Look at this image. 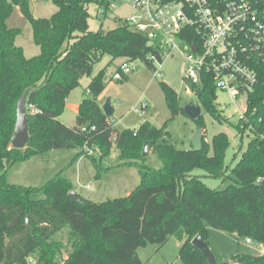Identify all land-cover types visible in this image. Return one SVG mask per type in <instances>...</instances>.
I'll list each match as a JSON object with an SVG mask.
<instances>
[{"label":"trees","instance_id":"1","mask_svg":"<svg viewBox=\"0 0 264 264\" xmlns=\"http://www.w3.org/2000/svg\"><path fill=\"white\" fill-rule=\"evenodd\" d=\"M51 1L57 11L51 17H35L30 0H0V264H31L35 255L39 264H145L139 248L156 244L159 250L171 237L180 241L179 256L187 264H210L192 243L197 235L208 242L206 223L264 245V62L254 63L261 78L237 125L242 136L248 130L252 136L231 169L234 182L213 189L192 172L200 168L223 178L229 169L225 160L228 134L220 132L210 143L204 133L203 147L196 150L176 148L165 139L169 136L165 126L147 120L138 129L119 131L99 101L107 87V68L86 87L76 124L69 126L60 120L67 96L83 77L92 76L95 63L104 55H110L112 61H142L154 71L157 67L151 56L160 63L165 58L157 44L127 24L92 30L90 5L98 0ZM100 2L108 7L107 0ZM16 6L33 27V40L40 47L35 56L27 57L16 44L22 29L7 24ZM161 86L173 114L186 113L178 107V92L166 82ZM27 91L30 139L19 149L12 146V136L17 103ZM216 95L212 81H206L198 101L220 119ZM195 121L204 132L202 115ZM88 123L90 127L83 129ZM145 143L162 162L160 167L147 163L149 156L142 154ZM86 144L99 147L101 156L108 155L116 144L120 164L138 167L140 184L126 196L99 202L79 194L85 202L77 203L68 196L73 185L64 172L41 187L7 179L14 164L52 150H77L79 156L93 158L85 154ZM65 227L70 228L73 239L68 257L59 263L57 251L63 246L54 236ZM231 260L264 264V255L235 254Z\"/></svg>","mask_w":264,"mask_h":264},{"label":"rangeland","instance_id":"2","mask_svg":"<svg viewBox=\"0 0 264 264\" xmlns=\"http://www.w3.org/2000/svg\"><path fill=\"white\" fill-rule=\"evenodd\" d=\"M30 5L35 17H51L58 9L51 0H30ZM96 8L95 3L90 5L89 23L92 30L112 29L123 24V20L128 15L136 13L129 5L122 4L108 12L102 24V17H98ZM168 10L173 13L178 11L174 6H170ZM7 24L22 29L21 34L17 36L16 44L24 46L28 56L32 54L33 48L38 49V45L33 40V27L20 7L14 8L13 13L7 19ZM122 63L123 59L112 61L110 55H104L100 61L95 63L92 76L83 77L80 85L67 96L64 114L60 116V120L69 126L76 124L78 109L85 97L86 87L93 76L107 68V87L101 99L106 101L107 98H111L115 109L111 118L119 131L138 129L142 122L147 120L157 127L165 126V130L169 132V136L165 139L176 148L193 149V136L199 127L197 122L187 113L179 111L173 114L161 86L162 82H166L178 92L179 108L198 101V96L186 78L188 62L180 50L174 49L162 64L156 62L158 69L161 65L162 76L156 75L157 72L144 62L136 61L135 64L138 66L128 74V79H115L114 73ZM217 94L218 100L214 103L219 110H222L223 119L214 118L208 109L202 106V117L206 125L204 133L206 140L210 143L214 135L220 132L228 134L230 145L225 160L229 169L223 178L210 176L200 168L195 169L192 174L199 176L210 188L224 189L234 182V176L230 177L231 169L236 166L243 152L246 151L252 133L248 130L242 136L237 129L242 115L237 104L243 105L244 100L240 98L233 101L229 94L222 90H218ZM143 103H147L148 107L145 114L141 116L137 111L143 110ZM93 156L96 161L84 154L79 156L77 150H52L14 164L8 170L7 179L18 185L41 187L46 185L58 172H64V175L70 178L74 191L98 202L126 196L140 184L141 175L138 167L120 164V149L116 144L108 155L95 154ZM148 156L147 163L150 166L158 168L162 165L157 155L152 153L151 148H149ZM27 220L30 223V219L27 218ZM206 226L209 231L208 243L219 263L231 261L235 254H259L257 244L246 243L245 238L236 232L217 229L209 223H206ZM54 238L63 246L57 251V259L59 263H62L71 250L73 236L70 228L65 227ZM180 246V241L176 237H171L159 250H157L158 245L148 244L139 248L138 255L145 261V264H187L179 256ZM37 259V255L32 256L31 264H39Z\"/></svg>","mask_w":264,"mask_h":264},{"label":"built area","instance_id":"3","mask_svg":"<svg viewBox=\"0 0 264 264\" xmlns=\"http://www.w3.org/2000/svg\"><path fill=\"white\" fill-rule=\"evenodd\" d=\"M100 1L104 0L95 3L96 14L102 19L122 4L132 7L136 13L125 17L123 24L157 44L164 58L179 49L188 62L186 78L195 93L212 81L216 93L222 90L233 101L244 100L237 105L241 117L245 115L248 96L261 78L254 63L264 62V0H107V8ZM170 6L177 13L168 10ZM151 59L160 63L154 55ZM135 62H123L114 78L121 79L136 69ZM155 72L162 76L161 65ZM147 107L143 103L138 114L144 115ZM84 150L88 155L101 153L99 147L87 144ZM245 241L257 244L259 254L264 255L263 244L252 237Z\"/></svg>","mask_w":264,"mask_h":264},{"label":"water","instance_id":"4","mask_svg":"<svg viewBox=\"0 0 264 264\" xmlns=\"http://www.w3.org/2000/svg\"><path fill=\"white\" fill-rule=\"evenodd\" d=\"M29 91H27L23 96L20 97L17 103V121L15 125V131L12 136V146L15 148H25L29 139H30V133H29V125H28V106H27V99H28ZM201 92L197 91L196 95L200 96ZM104 113L108 117H112L115 109L112 103L111 98H107L106 101L102 105ZM184 111L189 115V117L193 120L197 119L202 115V105L199 101L195 103L187 104L183 107ZM91 123L86 124L83 126V129H88L90 127ZM204 132L202 127H198L196 130L194 136H193V147L194 149L198 150L203 147L204 144ZM149 154V146L147 143H145V149L143 152V156H147ZM68 196L77 203H84L85 200L74 190L70 191ZM28 218V217H27ZM28 223V220H27ZM192 243L195 247L200 249L203 254L207 257L208 262L210 264H219L217 261L213 251L211 250V247L207 241L204 240V238L201 235H197L193 238ZM229 264H239L235 260L229 261Z\"/></svg>","mask_w":264,"mask_h":264},{"label":"crops","instance_id":"5","mask_svg":"<svg viewBox=\"0 0 264 264\" xmlns=\"http://www.w3.org/2000/svg\"><path fill=\"white\" fill-rule=\"evenodd\" d=\"M21 46V45H20ZM23 48H24V46H22ZM24 51H25V54H26V50H25V48H24ZM40 53V47L38 46V49H36V48H33V50H32V54L31 55H27L26 54V56L27 57H32V56H35V55H37V54H39ZM90 83V82H89ZM102 95V94H101ZM99 101H100V103H101V105H103V103L105 102L104 100H102L101 99V96L99 97ZM64 114V113H63ZM62 114V115H63ZM71 126H73V125H71ZM31 159V158H30ZM8 175V174H7ZM91 188H93L92 186H91Z\"/></svg>","mask_w":264,"mask_h":264}]
</instances>
